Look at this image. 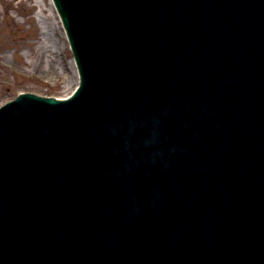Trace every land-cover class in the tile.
Masks as SVG:
<instances>
[{"label":"water","instance_id":"1","mask_svg":"<svg viewBox=\"0 0 264 264\" xmlns=\"http://www.w3.org/2000/svg\"><path fill=\"white\" fill-rule=\"evenodd\" d=\"M80 1L81 6L76 11L75 20L78 25L74 33L78 35L88 33L87 42L92 35L91 29L93 30L89 49L88 44L82 47L81 54L86 61L89 75L88 81L82 85L80 91L88 86L85 93L90 97L99 94L102 97L125 98L121 100L127 118L125 127H114L116 122L113 119L108 124L105 113L95 114L90 124L86 125L80 118L81 114L75 109L81 104L78 98L61 102L53 98L26 99L23 96L2 110L0 180L14 181L27 176L28 179L33 178L31 182L39 181L48 185L53 193L38 194L40 201L35 205L26 202L30 194L22 190L13 191V199L3 197L6 199L3 214L5 220L10 221L14 214L11 213L13 201L21 206L19 209L22 210H17V213L24 216L34 213L35 218L39 217L44 226L40 231L34 230L38 237V243L35 241L34 245L38 244L39 252H32L29 244H17L19 238L16 237L13 238L15 245L8 253H0V264H12L9 255H20L25 260L29 259L31 264L47 263L51 259L56 263L58 256H63L65 262H71L74 260L75 248L84 238L94 245L85 246L86 252L80 255L83 262H87L83 258L89 257L91 253L93 255L102 253L93 257L95 262L123 264L114 256L121 255L126 245L115 243V236H112L110 241H107L108 237L104 240V232L91 226L92 219L88 220L89 223H83L81 219L84 214L89 213V204L96 206L91 202L93 190L97 195L106 196L112 201L116 197L113 194L112 175L119 172V168H129L133 159H140L141 154H148L149 150L161 149L164 155L172 156L178 151L206 152L204 148L211 143L216 146V150L222 152L224 159L233 161L235 170L242 172L236 174V177L246 178V183L252 181L253 184L260 182L264 185L263 96L250 89L242 90V79H239L238 84L235 81L225 83L230 90L226 98L207 94L202 98L204 101L199 103L189 91L177 95V88H172L173 81L169 78L164 80V75L173 70V65H177L178 56L180 57L179 54H174L169 58V52L177 53L181 47V41H177V38L184 39L185 33L190 34L189 31L178 30L176 22L196 21L189 17L192 13L189 1ZM191 1L199 8L203 2L206 3V0ZM179 12L185 14L179 17ZM231 15L232 22H238L235 24L240 30L250 32L246 36L248 47L264 44V23L259 25L264 19L259 18L258 14H252L246 19L239 10L232 12ZM167 24L172 26L171 32L166 28ZM193 29L191 27V30ZM187 45L196 51L195 54H190L192 57L199 60L207 56L202 62L208 61L209 64L205 65L216 68L217 60L211 54H207L203 45H199L201 49L193 42H188ZM183 49L182 52L188 53V48ZM246 51L242 52L244 56L248 55ZM160 56L170 59L169 66L155 65L153 57ZM248 58L243 57L244 60ZM139 60L148 62L149 67H142ZM253 61L258 64L253 66L251 61L243 63L246 66L245 71L253 82L264 81L262 80L264 60ZM117 62H124L126 67L115 72L98 74L102 69L108 70V67L114 66ZM237 70H242V67H238ZM110 79L114 80L118 92L111 93L115 88L104 87L107 85L105 82L109 83ZM163 84H166L165 89H170H161L160 86ZM92 85L94 88H91ZM153 87L154 91L149 92ZM22 89L48 93L34 87H25L1 102L16 96ZM218 93L223 94L221 91ZM126 100L130 103L127 108L124 106ZM81 113L84 115L86 111L82 110ZM86 134L90 137L85 136ZM107 153H111L112 156L117 154L121 158L112 160ZM125 157L131 158L130 162ZM214 165L217 166L216 163ZM6 193L7 191L2 192ZM263 193L264 190L261 195ZM255 224L262 227L258 222ZM79 225L80 229L71 235L74 248H67L61 244V238L55 243V236H46V232L54 234L56 230H59L56 233L70 235L69 227ZM19 233L25 234V231L19 229L17 235ZM250 243L254 244V239H251ZM94 246L100 252H96ZM156 249L159 253L167 255L170 264L182 259V255L176 249L167 246H157L154 250ZM244 253L247 263L257 259L263 261L259 257L263 255L261 250L256 252V255L248 251ZM219 257L221 261L217 262L211 255L209 258L206 252L203 259L207 260L205 261L207 264H226L228 259L221 253Z\"/></svg>","mask_w":264,"mask_h":264},{"label":"rangeland","instance_id":"2","mask_svg":"<svg viewBox=\"0 0 264 264\" xmlns=\"http://www.w3.org/2000/svg\"><path fill=\"white\" fill-rule=\"evenodd\" d=\"M53 12L49 0H0V102L25 87L59 95L75 87L72 54Z\"/></svg>","mask_w":264,"mask_h":264},{"label":"bare ground","instance_id":"3","mask_svg":"<svg viewBox=\"0 0 264 264\" xmlns=\"http://www.w3.org/2000/svg\"><path fill=\"white\" fill-rule=\"evenodd\" d=\"M51 1V0H50ZM52 3V2H51ZM42 7V10H43V6H41ZM41 10V9H40ZM39 13V12H38ZM54 18V17H53ZM56 19H57V15H56ZM55 20V19H54ZM57 20H55V22H56ZM60 21L58 20L57 21V23H59ZM55 25H56V23H55ZM57 26V25H56ZM55 30H56V32H57V27L55 28ZM51 35V34H50ZM43 56V55H42ZM75 71H76V69H75ZM77 75V74H76Z\"/></svg>","mask_w":264,"mask_h":264}]
</instances>
